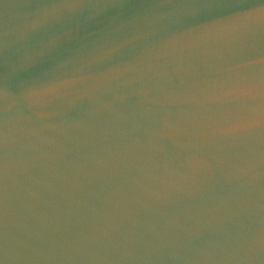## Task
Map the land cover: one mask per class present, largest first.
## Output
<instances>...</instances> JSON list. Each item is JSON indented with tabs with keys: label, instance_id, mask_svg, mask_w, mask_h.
Segmentation results:
<instances>
[{
	"label": "water",
	"instance_id": "1",
	"mask_svg": "<svg viewBox=\"0 0 264 264\" xmlns=\"http://www.w3.org/2000/svg\"><path fill=\"white\" fill-rule=\"evenodd\" d=\"M0 264H264V0H0Z\"/></svg>",
	"mask_w": 264,
	"mask_h": 264
}]
</instances>
